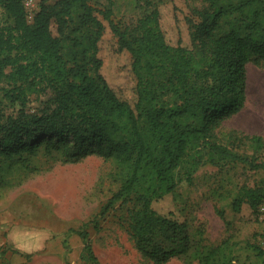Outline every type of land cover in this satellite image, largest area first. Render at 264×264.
I'll return each mask as SVG.
<instances>
[{"label": "trees", "instance_id": "trees-1", "mask_svg": "<svg viewBox=\"0 0 264 264\" xmlns=\"http://www.w3.org/2000/svg\"><path fill=\"white\" fill-rule=\"evenodd\" d=\"M204 1L188 19L191 44L185 46L167 41L156 6L122 25L111 19L112 1L100 10L91 0H40L30 21L25 0H0V104L12 108L0 107V182L16 164L36 168L33 157L40 153L61 162L102 156L119 184L92 219L69 229L83 239V260L100 264L85 227L99 228L118 204L136 249L155 264L174 257L236 264L228 244L203 248L179 210L153 205L175 198L178 183L190 182L204 162L264 170L263 135L234 130L225 142L216 135L245 105L247 64L264 63V0ZM99 14L109 19L119 48L131 54L134 105L100 71ZM263 200L264 188L244 185L233 210ZM255 250L264 264V248Z\"/></svg>", "mask_w": 264, "mask_h": 264}, {"label": "rangeland", "instance_id": "rangeland-1", "mask_svg": "<svg viewBox=\"0 0 264 264\" xmlns=\"http://www.w3.org/2000/svg\"><path fill=\"white\" fill-rule=\"evenodd\" d=\"M40 0L28 8L31 21ZM54 2L55 0H47ZM112 1L111 19L130 25L150 7L156 6L167 41L173 45L191 44L189 18L204 0H91L100 10ZM104 30L99 40L101 73L116 94L132 105L137 100L136 77L132 57L120 49L118 37L109 19L99 14ZM56 34V26L52 25ZM39 102L33 100L31 107ZM0 104L6 112L12 110ZM264 136V63L247 64V91L244 107L224 120L216 129L225 142L231 131ZM251 153L245 146L237 148ZM264 162V149L259 156ZM36 168L18 164L3 171L0 182V264H94L81 259L83 239L70 232L80 228L99 211L119 186L110 175L112 163L90 154L77 162H61L37 154ZM264 188V170L251 169L238 162H204L192 174L190 182L181 180L177 196L154 202L158 210L175 208L188 221L190 231L205 248L226 243L236 264H260L255 246L264 248V214L242 203L234 211L233 197L241 186ZM222 210L224 218L219 214ZM124 210L118 207L100 219L99 228L86 225L93 251L100 264H155L142 255L123 222ZM164 264H200L197 259L174 257Z\"/></svg>", "mask_w": 264, "mask_h": 264}, {"label": "built area", "instance_id": "built-area-1", "mask_svg": "<svg viewBox=\"0 0 264 264\" xmlns=\"http://www.w3.org/2000/svg\"><path fill=\"white\" fill-rule=\"evenodd\" d=\"M26 9L30 8L33 4V0H25ZM259 210L264 214V200L259 205Z\"/></svg>", "mask_w": 264, "mask_h": 264}]
</instances>
